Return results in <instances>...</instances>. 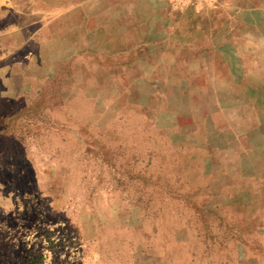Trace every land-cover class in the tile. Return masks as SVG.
Masks as SVG:
<instances>
[{"label":"crops","instance_id":"crops-1","mask_svg":"<svg viewBox=\"0 0 264 264\" xmlns=\"http://www.w3.org/2000/svg\"><path fill=\"white\" fill-rule=\"evenodd\" d=\"M205 1L0 0V66L4 56L8 61L0 76H11L7 90L38 87L40 101L36 105L25 101L26 109L58 106L47 103L49 91L62 96L65 90L117 91L118 111L130 115L124 123L147 114L148 125L165 127L175 142L205 153L209 169L219 170L223 165L219 157L233 155L229 161L235 165L228 174L232 180L221 184L217 179V190L244 187L240 195L264 204V0ZM214 65L232 70L234 83L226 84L222 72L221 79L211 75ZM145 91H150L146 99ZM115 105L110 106L114 111ZM107 120L114 123L115 118ZM120 133L130 140L126 148H143L145 129ZM74 228L79 240L83 235L90 241L95 255L88 264H99L96 240L104 241L105 251L121 247L120 253L108 255L111 264L132 257L137 261V255L143 261L171 264L178 241L184 240L176 227L174 231L152 227L142 233L139 228L134 234L99 224ZM206 235L197 234L200 240ZM220 243L211 249L218 251ZM76 244L81 258L86 243ZM166 248L170 256L163 254ZM36 254L20 251L18 256L49 264V254Z\"/></svg>","mask_w":264,"mask_h":264},{"label":"rangeland","instance_id":"rangeland-1","mask_svg":"<svg viewBox=\"0 0 264 264\" xmlns=\"http://www.w3.org/2000/svg\"><path fill=\"white\" fill-rule=\"evenodd\" d=\"M1 60L5 64L0 70L8 64L7 57ZM221 72L226 84L234 83L233 71L227 67L214 65L210 70L216 79H221ZM3 77L0 114L6 116L0 119V264H41L39 258L19 259L20 251L25 255L30 250L37 256L49 254V264H63V257L64 264L92 263L95 254L89 250L90 241L83 235L79 240L74 227L98 224L128 229L125 232L132 234L139 228L142 233L152 227L172 231L176 227L184 240L178 241L171 264H264V216L258 217L264 215V204L250 203L240 195L244 187L227 186L224 193L217 190L219 183L232 180L228 174L235 165L229 161L233 155L213 154L223 165L219 170L209 169L205 153L189 145L186 148L178 139L175 142L165 127L148 125L147 114L140 121L124 123L130 115L118 111L117 91L65 90L63 96L49 91L47 103L58 106L26 109L25 101L35 105L40 101L38 87L7 90L11 76ZM149 94L145 91L143 97ZM112 103L116 111L110 108ZM112 118L114 123H109L107 119ZM132 129H145L140 139L143 148L124 146L130 140L120 132ZM61 210L65 212L59 216L49 213ZM200 231L207 233L205 239L197 236ZM78 242L86 243L81 258ZM95 242L100 245L95 250L99 264H111L108 255L121 252L117 246L105 251L103 240ZM216 243L222 244L218 251L211 249ZM163 254L171 253L166 248ZM136 257L143 261L140 255ZM134 259L126 258L123 264H165Z\"/></svg>","mask_w":264,"mask_h":264}]
</instances>
